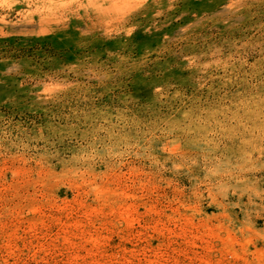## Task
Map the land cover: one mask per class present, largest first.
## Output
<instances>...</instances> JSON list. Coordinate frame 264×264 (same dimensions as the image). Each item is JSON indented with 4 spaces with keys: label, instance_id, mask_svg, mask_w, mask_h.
<instances>
[{
    "label": "rangeland",
    "instance_id": "1",
    "mask_svg": "<svg viewBox=\"0 0 264 264\" xmlns=\"http://www.w3.org/2000/svg\"><path fill=\"white\" fill-rule=\"evenodd\" d=\"M6 81L0 264H264V0H0Z\"/></svg>",
    "mask_w": 264,
    "mask_h": 264
},
{
    "label": "bare ground",
    "instance_id": "2",
    "mask_svg": "<svg viewBox=\"0 0 264 264\" xmlns=\"http://www.w3.org/2000/svg\"><path fill=\"white\" fill-rule=\"evenodd\" d=\"M4 53V52H3ZM3 77V76H2ZM10 83H7V81L6 82H2V83H0V86L1 87H7L8 85H9Z\"/></svg>",
    "mask_w": 264,
    "mask_h": 264
}]
</instances>
